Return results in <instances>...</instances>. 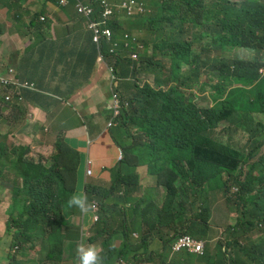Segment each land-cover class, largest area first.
Instances as JSON below:
<instances>
[{
  "label": "trees",
  "instance_id": "16d2710c",
  "mask_svg": "<svg viewBox=\"0 0 264 264\" xmlns=\"http://www.w3.org/2000/svg\"><path fill=\"white\" fill-rule=\"evenodd\" d=\"M5 1L0 0V15L6 14ZM25 1L9 0V8L14 11ZM49 1L74 15L66 25L72 27L77 15L87 32L72 28L73 34L67 29L47 60L53 62L62 55L60 61L76 59L90 71L97 59L111 57L121 80L124 105L117 119L118 137L114 133L112 137L123 159L107 168L111 190L117 182L129 187L130 167L142 166L143 189L153 196L163 193L162 211L168 218L189 222L186 235L206 248L210 228L203 218L204 202L198 214L193 202L185 206V196L216 190L227 195L232 185L237 186L238 193L228 199V214L236 221L219 244L221 258L213 262L226 264L223 247L236 240L239 230L250 229L255 220L264 224V153L258 150L264 142V123L259 119L264 115V76L259 73L264 69V0H144L151 13L135 21L128 6H122L123 0H104L111 11L108 17L97 0ZM81 7L91 12L80 11ZM190 28H198L192 33L199 42L197 48L188 40ZM234 48L251 58L229 57L226 53ZM212 51L221 54L212 56ZM201 70L209 75L206 82L200 81ZM143 76L146 80L142 82ZM50 77L44 69L41 84L45 86ZM195 87L214 91L212 107H198L186 95V90ZM12 110L8 98L0 93V112L11 114ZM222 123L228 124V131L249 135L253 147L248 154L215 138ZM48 135L44 128L36 134L33 158L28 147L0 141V183L7 181L11 186L13 200L8 212L14 217L18 210L26 217L14 226L0 220V264L77 261L76 249L67 248L61 238V227L70 209L67 201L76 192L80 152L67 142L64 129L53 143L47 141ZM184 163L187 169L176 172ZM244 168L248 171L241 181ZM5 171L16 178L9 179ZM94 191L87 187L89 202ZM260 242L264 246V239L255 243L257 252ZM172 243L173 239L167 240L163 248L171 252Z\"/></svg>",
  "mask_w": 264,
  "mask_h": 264
},
{
  "label": "crops",
  "instance_id": "0c3cea01",
  "mask_svg": "<svg viewBox=\"0 0 264 264\" xmlns=\"http://www.w3.org/2000/svg\"><path fill=\"white\" fill-rule=\"evenodd\" d=\"M40 5L49 10L48 16L44 13L32 14L31 10L23 8L22 4L13 11L11 22L5 21V14L0 15V67H14L22 77L34 81L39 88L37 92L26 93L25 100L17 107L13 106L11 114L0 112V141L5 140L9 146L28 147L29 156L33 158V148L37 145L36 134L41 128L48 131L49 143H53L60 130L64 129L67 142L79 150L77 188H83L87 197V187L96 190L91 194L93 200L90 203L97 205L99 220L94 221V213L85 215L75 207L67 210L61 227V238L67 248L77 249L78 245L89 242L101 249L105 264H213L219 261L222 256L219 244L227 238L228 226L236 221L228 214V208L231 206L228 202L230 195H224L219 190L204 193L202 196L192 192L186 194L185 206L189 208L190 203L193 202L198 214L204 202L206 214L203 218L210 228L205 254L196 255L187 251L168 252L163 248L167 240L174 241L179 234L187 232L190 223L183 219L168 218V214L162 211L165 195L159 193L153 196L150 190L143 189L142 166L136 169L130 167V171L127 172L129 187L117 182L111 190L112 176L107 168L117 164L119 153L112 138V130L107 127L111 114L110 68L113 60L111 57L97 59L90 71H86L76 59L60 61L56 64L47 84L42 85L41 75L44 69H48L50 75L52 62L47 58L54 52L56 46L62 43L67 33L65 25L68 19L58 16V14L62 15V9L57 8L53 1L42 0ZM19 7L22 8L21 11ZM16 14H20L21 18H15ZM36 17L40 19L44 17L45 24ZM34 18V25H30ZM57 21L64 25L56 27ZM59 29H64L65 33L57 38L53 30ZM33 30H38L40 33L50 32V35H45L42 41L37 43L36 38L34 41L30 40ZM79 30L87 32L83 26ZM138 32L143 38L144 33ZM72 33L76 34L75 31ZM201 43L204 44L205 41ZM194 46L198 47L199 44L196 42ZM234 52L238 55L244 54L240 49ZM58 57L59 55L56 60ZM201 75L202 79L207 77L204 70ZM142 79H145V76ZM187 95L192 96L199 107L206 108L213 105L214 93L209 89L200 93L198 88H194L189 90ZM67 105L70 109L60 111L62 117L58 122L54 139L51 137L52 122L56 118H52L45 125L37 126L32 132L31 143L12 132L22 124V117L29 112L41 109L49 111L51 108ZM223 128L224 125L220 126L218 131ZM114 133L116 134V130ZM88 160L92 161L91 178L86 175ZM186 169L184 163L175 171L180 173ZM5 174L11 180L16 178L13 172L5 171ZM10 189L11 186L7 181L0 183V220L3 222H9L7 210L13 204ZM189 216H192L190 212ZM13 219L15 224L19 225L21 221L26 220V217H21L17 210L11 220ZM216 230L221 231V239L211 254V235ZM263 239L264 224H259L257 220L250 229L246 226L241 228L236 240L223 247L226 250V264H263V242L259 243V252L254 249L255 243ZM110 252L113 254L111 255ZM207 256L209 257L206 258ZM65 259L63 257L62 261ZM7 264L19 263L13 261ZM65 264L75 263L67 261Z\"/></svg>",
  "mask_w": 264,
  "mask_h": 264
},
{
  "label": "clouds",
  "instance_id": "9594fccd",
  "mask_svg": "<svg viewBox=\"0 0 264 264\" xmlns=\"http://www.w3.org/2000/svg\"><path fill=\"white\" fill-rule=\"evenodd\" d=\"M232 1H234V0H232ZM240 1H242V0H240ZM240 1H234V2H240ZM123 2H125L124 6H128V13H129V15L132 16L133 21L151 13V10L148 9V6H147L145 1H144L145 5H143V3H141L137 0H123ZM134 13H136L137 15H134ZM186 25H188L187 27H191L190 24H186ZM189 30H190V35L188 37V40L193 43V46H194V43H196V42L199 44V42L194 40L193 36H192V33L197 32L198 28H190ZM144 36H145V34H144ZM195 48H197V47H195ZM237 49L242 50L241 48H234L230 52H227L226 54L229 57L234 58L233 56H231V53ZM220 54H221V52H220ZM212 56H216V55H212ZM238 58H242V57H238ZM243 59H245V58H243ZM259 73L261 74V76H264V69L260 68ZM201 74H202V70H201ZM201 74H200V81L206 82L208 80L209 75L204 70V74H206L207 77H205V79H202L203 77ZM203 76H205V75H203ZM141 80H142V82L145 81L146 77H145V79L141 78ZM110 82H111V103H110L109 109H110L111 114H110V119L108 121L107 127H108V129L112 130V133H114V130H116L117 135L115 133L114 134L118 137L117 119L120 116V113H121V110L123 108L124 103H123L121 93H120L121 80L119 79V77L115 73L114 68L112 66L110 68ZM149 82L151 83V80H149ZM215 82H216V80L214 79V81L210 84L215 85ZM195 88H198L200 93L204 92L206 89H209L214 93V91L208 87L205 88L204 91H200L199 87H195ZM38 90H39V88L34 81H31L29 79L22 77L14 67H12V66L0 67V93H2L4 96H6L8 98L12 107L13 106L17 107L19 105V103L23 102L25 100L26 93L37 92ZM188 91L189 90H186V95H187ZM187 96H189V95H187ZM190 97L192 98V96H190ZM214 97H215V93H214ZM192 100H193V98H192ZM193 102H194V100H193ZM213 105H214V99H213ZM201 108H203V107H201ZM206 108H210V107H206ZM222 124L224 125V128L222 130L228 131L227 130L228 124H225V123H222ZM222 124H220V126H222ZM220 126H219V128H220ZM218 129L215 130V138L220 139L223 143L230 144L228 141H224L223 139L217 137L216 131H218ZM228 132H232V131H228ZM249 139H250V137H249ZM16 147H19V146H16ZM118 149H119V153H118L117 158H118V161H121L123 159V154H122L120 148H118ZM91 165H92V162L90 160H88V169L86 172L87 176L92 175ZM246 174H247V172L244 173L243 169H242L241 170V181L245 180ZM236 193H238V187L232 185L230 193L228 195H230V197H231V196L235 195ZM67 203H68V207L78 208L85 215H89V214L94 213V215H93L94 221L97 222L99 220V216H98L99 209H98L97 205L90 203L88 201L86 195L74 193L72 195V197L67 201ZM8 210H7V212H8ZM8 215H9V223L12 222L15 224L14 219H13V221L11 220L14 217H12L9 214V212H8ZM181 235H186V232H182L177 237H179ZM175 239H174V241H175ZM174 241H173V243H174ZM173 243H172V245H173ZM172 245H171V249H172ZM183 251H185V250H183ZM172 252H173V250H172ZM173 253H176V252H173ZM188 253H190V252H188ZM191 254H193V253H191ZM204 254H205V249H204ZM76 255H77V261L75 262V264H105L101 249L98 248L96 245H92L89 242H87V244H85V245L84 244L78 245L77 249H76Z\"/></svg>",
  "mask_w": 264,
  "mask_h": 264
},
{
  "label": "rangeland",
  "instance_id": "374dc122",
  "mask_svg": "<svg viewBox=\"0 0 264 264\" xmlns=\"http://www.w3.org/2000/svg\"><path fill=\"white\" fill-rule=\"evenodd\" d=\"M141 3H143V5H145L143 0H137ZM234 1H240V0H234ZM42 0H26L23 4L22 7L23 8H29L32 12V14H36V13H44L47 16L50 14L49 10L45 8V6H41ZM9 0H6L3 4V9L6 10V14H5V21L11 22L13 20V10L11 8H9ZM19 10L21 11L22 8L19 7ZM62 15L58 14V16L63 19H68L71 20L74 15L67 9H62ZM77 17V21H75L72 25V28L74 30L80 29L81 28V20ZM4 21V26L6 25V22ZM64 25L62 22L57 21L56 23V27L62 26ZM66 28L69 30V33H72L73 30L70 27V24L65 25ZM39 31H41V29H39ZM38 30H33V35L30 36V40L34 41V38L37 39V43H40L43 39V37L45 35H50V32H43L40 33ZM65 30L64 29H59L57 31L53 30V34L55 37L60 38L64 35ZM220 54V52L218 51H212V55H217ZM231 56L233 57H242L245 59H249L251 58V56L249 54H242V55H238L236 52H232ZM63 56L59 55L57 60H54L51 65H50V76L53 74L54 72V68L56 66V64L62 60ZM41 70V69H39ZM63 109H70V106H59L57 108H51L49 109V111H45L43 109L41 110H37L35 112H29L27 114H25L22 119L21 122L22 124L16 128L13 129L12 132L19 138L27 141L28 143L32 142V132L34 130H36L37 126H42L45 125L46 123H48L49 121H51L52 118H56V120H54L52 122V139L55 138L56 135V131H57V127H58V122L62 117V114H60V111H62ZM72 110H74V108H72ZM259 119L264 123V115L260 116ZM223 125V124H222ZM216 135L217 137L223 139L224 141H229L231 142L230 144L234 147H238L241 150H246V153L248 154L251 150L253 145L250 144L249 142V135L246 132L243 131H239V132H228L226 130H222V131H216ZM259 152L261 154L264 153V142L262 143V146L259 147ZM248 171L247 168L243 169V172L246 173ZM76 194H83L85 195V191L83 190V188H77V192ZM11 226H14L15 224L10 222ZM221 231H214L211 235V240H210V253L212 254L214 252V248L215 245L217 244V242L221 239L220 236ZM229 253V251H228ZM209 256H207L206 258H208Z\"/></svg>",
  "mask_w": 264,
  "mask_h": 264
},
{
  "label": "built area",
  "instance_id": "2783aa9c",
  "mask_svg": "<svg viewBox=\"0 0 264 264\" xmlns=\"http://www.w3.org/2000/svg\"><path fill=\"white\" fill-rule=\"evenodd\" d=\"M101 3L104 7V15L108 17V15L111 13V11L108 9L106 3L104 0H97ZM64 2V1H63ZM125 5V2L122 3V6ZM80 11H85L87 13H90V9H86L85 7H81ZM134 15H137L134 13ZM41 20H45L44 17H41ZM106 35H109V31H105ZM204 249L205 244L203 242L197 241L195 238L190 237L188 235H181L177 237L172 245L173 252H181L183 250L188 251L193 254L197 255H204Z\"/></svg>",
  "mask_w": 264,
  "mask_h": 264
},
{
  "label": "flooded vegetation",
  "instance_id": "af4514ba",
  "mask_svg": "<svg viewBox=\"0 0 264 264\" xmlns=\"http://www.w3.org/2000/svg\"><path fill=\"white\" fill-rule=\"evenodd\" d=\"M177 185H179V183H177Z\"/></svg>",
  "mask_w": 264,
  "mask_h": 264
}]
</instances>
